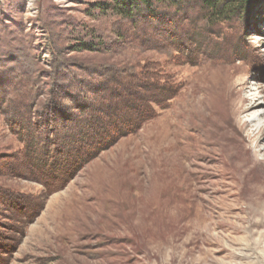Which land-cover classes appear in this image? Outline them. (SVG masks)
Returning a JSON list of instances; mask_svg holds the SVG:
<instances>
[{
    "label": "rangeland",
    "instance_id": "374dc122",
    "mask_svg": "<svg viewBox=\"0 0 264 264\" xmlns=\"http://www.w3.org/2000/svg\"><path fill=\"white\" fill-rule=\"evenodd\" d=\"M196 2L0 0V264H264V0Z\"/></svg>",
    "mask_w": 264,
    "mask_h": 264
},
{
    "label": "trees",
    "instance_id": "16d2710c",
    "mask_svg": "<svg viewBox=\"0 0 264 264\" xmlns=\"http://www.w3.org/2000/svg\"><path fill=\"white\" fill-rule=\"evenodd\" d=\"M260 0H197L196 9L200 12V16L207 23V25H223L230 24L232 22L240 21L241 19L245 20L248 18L252 11L255 8V5ZM114 8H120L122 10V15L126 16V18H131L133 16L139 17L142 13L146 12L148 17H156L155 7L157 5H163L166 7H175L181 8L180 6L182 0H113ZM201 19V20H202ZM137 89H134L132 92L127 90L128 94V103L132 102L129 98L130 94L134 97L137 96V93L134 92ZM134 104V103H133ZM126 108L128 104H123ZM105 122L104 119H100L97 117L96 120H84L79 122L72 135L70 136L72 141V145L75 142L77 149L80 151H84L86 149L85 146H89V142H91V147L95 143H98V139L95 137L99 136L100 141H107L106 134L113 132L112 129H102L99 126ZM119 131V128L117 129ZM92 136V139L90 137ZM87 153H90L87 151ZM74 154V151L73 153Z\"/></svg>",
    "mask_w": 264,
    "mask_h": 264
},
{
    "label": "bare ground",
    "instance_id": "6f19581e",
    "mask_svg": "<svg viewBox=\"0 0 264 264\" xmlns=\"http://www.w3.org/2000/svg\"><path fill=\"white\" fill-rule=\"evenodd\" d=\"M257 99L248 97L244 99L243 108L245 113V122L244 125L250 130V133L252 137L257 138V150L259 155H261L264 158V124L259 123L256 124V117H251L250 110L257 107ZM255 116V115H254ZM260 118L264 117V113H261Z\"/></svg>",
    "mask_w": 264,
    "mask_h": 264
}]
</instances>
